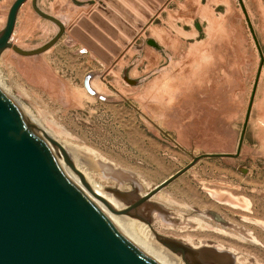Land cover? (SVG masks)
I'll return each instance as SVG.
<instances>
[{
  "label": "rangeland",
  "instance_id": "obj_1",
  "mask_svg": "<svg viewBox=\"0 0 264 264\" xmlns=\"http://www.w3.org/2000/svg\"><path fill=\"white\" fill-rule=\"evenodd\" d=\"M14 2L0 0V32ZM209 6L237 9L236 23H226L230 35L218 34L216 19L200 17ZM37 7L65 22L60 49L40 51L62 26L41 16L28 0L19 12L13 47L0 55V85L59 146L76 148L75 157L92 181L125 208L130 203L109 189L128 192L136 185L143 196L195 156L236 153L258 79L240 155L200 160L140 208L148 223L123 216L193 248L228 251L233 264H264V64L258 77L261 55L240 1L39 0ZM120 8L135 14L123 18L133 36L107 16ZM251 22L261 26L259 20ZM76 28L91 45H103L105 38L120 53L104 63L75 37ZM233 39L242 46L241 66L227 69L225 83H186L187 45L232 46ZM79 45L82 75L92 69L102 76L105 98L88 93L84 75L79 82L83 92L65 85ZM90 52L105 66L89 63ZM207 56L211 64L215 58ZM232 63L226 59L227 66ZM159 244L187 264L182 253Z\"/></svg>",
  "mask_w": 264,
  "mask_h": 264
},
{
  "label": "water",
  "instance_id": "obj_2",
  "mask_svg": "<svg viewBox=\"0 0 264 264\" xmlns=\"http://www.w3.org/2000/svg\"><path fill=\"white\" fill-rule=\"evenodd\" d=\"M27 1L15 0L11 6L6 26L0 32V55L13 47L18 14ZM239 1L261 54L260 74L264 63L263 51L243 0ZM33 6L41 16L61 24L56 18L39 10L37 0H33ZM107 16L115 20L129 36L134 35L129 28H124L123 20L135 17L133 12L120 8L118 11L108 12ZM64 32L62 25L60 34L40 51L50 49ZM73 34L88 45L104 63H111L114 55L120 53V48L105 38L101 40L103 45L94 42L96 46H93L90 38L84 39L77 28ZM95 36L100 40V36ZM113 37L120 41L121 37L116 34ZM89 82L90 76L85 79L84 86L93 94L94 91L88 87ZM257 85L258 79L236 153L195 156L186 167L143 196L137 193L136 185L128 192L109 189L117 198L130 203L117 214L136 216L148 223L140 208L200 160L237 158L243 147ZM67 166L74 167L67 153L54 140L43 135L0 86V264H159L109 218L87 192L86 189L91 190L84 178L81 176L86 189L79 184ZM160 238L163 245L182 253L187 264L219 262L204 255L206 250L216 248L206 245L201 249L193 248L181 241L161 235ZM226 264L233 263L228 260Z\"/></svg>",
  "mask_w": 264,
  "mask_h": 264
},
{
  "label": "crops",
  "instance_id": "obj_3",
  "mask_svg": "<svg viewBox=\"0 0 264 264\" xmlns=\"http://www.w3.org/2000/svg\"><path fill=\"white\" fill-rule=\"evenodd\" d=\"M38 1L39 0H37V4H38ZM243 3H244L245 8L247 10V14L250 18V21L252 18V19H255V23L257 20H259V22H261V26L259 25L256 28L253 27V30H254L256 37H258L257 40L259 42V45L261 44L263 46L264 45V0H247L246 3H245V1H243ZM231 7H233V6L231 5ZM231 7L229 10L217 11V9L212 8V6H209L207 14L204 13L207 10L203 9V13L200 17H202V18L208 17V18L216 19L217 24H218V34L223 33L225 35L226 34L230 35L232 32L226 26V23H229L228 21L233 19V24H235L237 18L240 17V15L237 14V9L234 7V11H233L231 9ZM241 7H242V5H241ZM21 9H22V7H21ZM243 12H244V10H243ZM244 14H245V12H244ZM18 16H19V14H18ZM196 16H199V15H196ZM57 20L61 23V24L58 23L59 25H61V26L63 24L65 25V22H63L62 20H59V19H57ZM251 24H252V22H251ZM228 26H230V28L232 27L231 25H228ZM252 26H253V24H252ZM233 34H236V31L233 32ZM61 37L59 38V40L61 39ZM59 40L50 49H60L61 41L59 42ZM63 45L67 49H70V47H71L65 43ZM261 45H260V47H261ZM81 47L82 46L79 45V47L76 50H73V53H74L73 63L74 64L71 65L72 69L69 71L70 72L69 76L67 78H65V80H64L65 85L69 84V85H73L74 88H79V82H80V79L82 78V76L84 75V81L83 82H85V79L88 76H90V85L93 88L94 93L93 94H91L89 92L88 93L91 94L94 98H98V97L105 98L106 82L107 81L105 82L102 79V76L97 77L96 73H94L92 71V69L89 70V72L87 71V69H85L86 73L84 71L83 72L84 74L82 75L81 58H82L83 52H82ZM262 48L263 47H261V49ZM258 50H259V48H258ZM187 51H188V53L186 55L187 58H186V78H185L187 84L188 83L194 84L195 82L196 83L197 82L225 83L226 82V76H227V74H226L227 69L229 71H230V69L235 70L237 67L240 68V66H241L242 46L240 43L234 42V39H233V45L232 46L230 44L228 46H226L224 44V47H223L222 43H218L217 45H210V46L206 45L205 43H196V44L193 43L191 45L190 44L187 45ZM208 53H209V55H213V58H215V59H212L213 62H211V64H209V62H208V56H207ZM84 54H86V53L84 52ZM90 55H91V57H90L89 63L92 64L93 61H96L101 66H105L97 58L98 56L97 57L94 56V54L91 52H90ZM227 58L229 60H231V59L233 60V63L229 64L228 66L226 65V59ZM220 60H222V61H220ZM91 64H89V65H91ZM260 65H261V63H260ZM68 67H70V65ZM256 67H257V65H256ZM262 68H263V66H262ZM229 75H230V73H229ZM259 75L260 74L258 73L257 76L259 77ZM79 89L82 90V92H83V88H79Z\"/></svg>",
  "mask_w": 264,
  "mask_h": 264
},
{
  "label": "bare ground",
  "instance_id": "obj_4",
  "mask_svg": "<svg viewBox=\"0 0 264 264\" xmlns=\"http://www.w3.org/2000/svg\"><path fill=\"white\" fill-rule=\"evenodd\" d=\"M88 87L93 89L90 85V82L88 83ZM2 89L4 90L3 87ZM21 110L30 119V121L33 122V124H35L41 130L39 125L32 118L31 114L26 109L21 108ZM41 132L43 135H46L47 138L53 140L43 130H41ZM60 147L67 153V155L73 162V165H74L73 168H70L69 166L67 167L72 172L74 177L77 179L79 184L85 188L82 182V178H81L82 176L84 180L87 182V184L90 186V190L92 191L91 192L85 188L87 192L97 202V204L103 209V211L109 216V218L112 219L126 233V236H128L133 242H135V244H137L143 251H145L149 256H151L159 264H185L180 257L173 254L172 252H170L169 250H167L166 248H164L163 246L159 244V241L161 239L160 234L157 233L154 230V228H151V227L149 228L135 219H131L121 214H117L118 211L124 210L125 207L120 202L115 200V198H113L112 195L106 193L107 191H104V188L102 186L92 181L89 174L84 170L83 166L81 165L80 160L75 157L74 150H76V148H72L73 146H70V148L67 147L68 149L62 146ZM159 199L165 203L167 202L168 204L173 203L171 200L165 201L163 196H160ZM231 203L233 205H238L236 203L234 204L233 202ZM150 206H152V208H150ZM150 206L149 208L152 210L156 207L155 205H150ZM195 221H197L198 224H201L203 222V219L198 218L196 220L195 218ZM227 252L228 251L223 252V253L222 252L216 253L215 251L208 249L204 252V255L207 258L216 259L226 264L230 256L229 253Z\"/></svg>",
  "mask_w": 264,
  "mask_h": 264
}]
</instances>
